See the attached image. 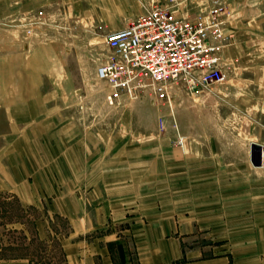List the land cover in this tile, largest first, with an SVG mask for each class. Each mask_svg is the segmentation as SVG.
<instances>
[{"label": "crops", "instance_id": "0c3cea01", "mask_svg": "<svg viewBox=\"0 0 264 264\" xmlns=\"http://www.w3.org/2000/svg\"><path fill=\"white\" fill-rule=\"evenodd\" d=\"M154 3L176 17L228 12L224 81L174 102L175 114L185 104L183 146L143 125L144 112L170 115L147 98L120 105L119 124H86L71 106L96 67L84 75L82 53L20 36L38 11L94 34V22L117 29ZM252 145L264 148V0H0V191L34 208L38 237L61 249L0 264H264ZM54 215L65 234L53 236Z\"/></svg>", "mask_w": 264, "mask_h": 264}, {"label": "built area", "instance_id": "2783aa9c", "mask_svg": "<svg viewBox=\"0 0 264 264\" xmlns=\"http://www.w3.org/2000/svg\"><path fill=\"white\" fill-rule=\"evenodd\" d=\"M42 11L27 22V37L47 24ZM227 16L218 7L186 17L172 15L171 6L154 3L117 29L105 33L106 52L95 78L105 85L104 102L117 107L147 98L171 106L184 94H199L226 77L222 48L231 35ZM160 129H164L160 123ZM183 145V137L177 139Z\"/></svg>", "mask_w": 264, "mask_h": 264}, {"label": "rangeland", "instance_id": "374dc122", "mask_svg": "<svg viewBox=\"0 0 264 264\" xmlns=\"http://www.w3.org/2000/svg\"><path fill=\"white\" fill-rule=\"evenodd\" d=\"M148 6L150 5L141 6V8L144 10ZM210 7L212 6L195 12L193 15L206 11ZM214 7L221 8L222 11H225L226 16H228V12L223 4H217ZM44 16L47 18V24L42 26L41 30L37 28L35 30L36 34L31 37H27L24 32L23 26L26 23L20 26L21 39L36 38L38 40H46L53 38L56 42L62 44L67 51L76 50L78 56L82 53L84 75L90 73L93 67L95 70V67L106 52L104 36L109 29H101L100 25L94 22V34H90L88 30L93 28V26L89 22L65 20L57 16L52 18V16L45 13ZM104 89L105 85L97 82L94 72L93 81L92 79L84 81L82 85L81 93L79 94L81 99L72 102V109L80 112L79 114L83 117L82 120L86 124L91 122L94 125L119 124V118L116 116V113L121 106H107L104 102ZM130 106L132 107V103L128 108ZM160 108L162 106L158 107V110ZM164 108L170 112V115L166 116V118H169L167 121H163L162 116H154L149 112H144V118H142L143 125H146L148 129L154 125L158 126L155 130L157 136L160 138L169 137L176 145L180 146L177 143L178 136L183 137V144L186 139L184 134L186 131L185 104L180 107L179 113L176 114L174 113L175 108H177L176 103H171L170 107L165 105L163 106ZM132 121H135V117H132ZM160 123L163 124L164 129H160ZM178 130H180L179 135L177 133ZM173 134L175 137H173ZM36 216L37 213L34 211V208L22 207L10 192L0 191V257L16 258L28 255L35 260H41L43 256L49 254L51 261L54 260L53 258L59 260L58 255L61 253V249L56 238L54 237L51 242H46L38 237L33 225ZM50 221L54 226L52 229L54 232L53 236L63 235L68 231L66 219L62 216L54 215L50 217Z\"/></svg>", "mask_w": 264, "mask_h": 264}, {"label": "water", "instance_id": "95a60500", "mask_svg": "<svg viewBox=\"0 0 264 264\" xmlns=\"http://www.w3.org/2000/svg\"><path fill=\"white\" fill-rule=\"evenodd\" d=\"M255 146H251V151H250V157H251V161L252 163L256 164V165H260V164H264V148L262 149V151H259V146L257 147V150H255L254 148Z\"/></svg>", "mask_w": 264, "mask_h": 264}]
</instances>
